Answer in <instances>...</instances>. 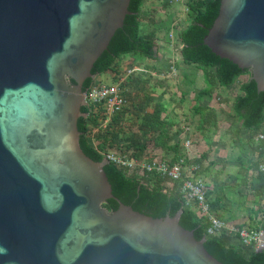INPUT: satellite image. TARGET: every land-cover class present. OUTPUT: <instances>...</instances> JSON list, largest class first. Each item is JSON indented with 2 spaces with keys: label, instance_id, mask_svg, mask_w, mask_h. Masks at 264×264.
<instances>
[{
  "label": "water",
  "instance_id": "1",
  "mask_svg": "<svg viewBox=\"0 0 264 264\" xmlns=\"http://www.w3.org/2000/svg\"><path fill=\"white\" fill-rule=\"evenodd\" d=\"M131 1L0 0V264H223L182 211L154 218L118 200L109 160L81 148L84 83L108 75L92 70ZM203 42L264 92V0H221Z\"/></svg>",
  "mask_w": 264,
  "mask_h": 264
},
{
  "label": "trees",
  "instance_id": "2",
  "mask_svg": "<svg viewBox=\"0 0 264 264\" xmlns=\"http://www.w3.org/2000/svg\"><path fill=\"white\" fill-rule=\"evenodd\" d=\"M149 2H157L160 7H152V12L150 11L144 23L146 5ZM184 2L188 7L190 21L179 32L182 59L185 64L204 71L210 88L214 84L229 87L242 76L250 77L241 85L242 94L234 103L235 115L232 119L234 118L235 123L242 122L241 128L250 132V145L255 147L254 137L264 127V92H258L249 70L241 69L233 62L218 57L203 42L219 14L221 0ZM179 3L177 0H132L129 6L131 14L126 16L123 28L116 32L108 49L95 63L92 74L95 76L111 74L113 83L108 85H113L119 83L124 76L123 58L140 56L142 59L156 60L158 58L156 43L159 41L161 27L165 21L158 24L155 17L170 13L171 5ZM158 8L160 9L157 10ZM168 16L172 23V14ZM137 79L135 75H130L122 84L126 87L127 82L135 83ZM95 83V79L86 80L83 90L87 91ZM126 95L130 101L131 98L127 93ZM131 105L130 103L129 107L114 115L105 128L101 125L103 115L91 112L87 106L82 108L85 116L78 120V129L81 132L80 145L91 159L103 162L106 154L114 153L137 162V166L132 169L121 167L113 161L105 164L104 170L114 196L135 211L154 218H164L167 215L173 217L182 211L180 224L185 229L193 231L198 241L205 240L204 246L207 251L223 264H264V250L256 251L240 244L229 243L230 237L226 231L209 235L207 233L209 219L199 215L194 205H188L187 199L181 193L180 182L155 172L141 170L143 164L154 160L151 150L153 151L154 144H157L155 143V140H158L157 134L162 136L167 123L161 119L160 110L144 113L137 117L138 119H134L131 117ZM201 171L204 172V169ZM263 200L264 195L261 193L256 204L258 226L256 224L249 229L264 232ZM104 206L110 211H115L119 203L116 199H110Z\"/></svg>",
  "mask_w": 264,
  "mask_h": 264
},
{
  "label": "crops",
  "instance_id": "3",
  "mask_svg": "<svg viewBox=\"0 0 264 264\" xmlns=\"http://www.w3.org/2000/svg\"><path fill=\"white\" fill-rule=\"evenodd\" d=\"M163 15L155 20H165ZM176 18L172 15V27ZM159 42L160 38L155 48L158 58L138 60L146 71L140 77L135 75L137 82L126 84L130 88L126 93L131 98V117L138 119L144 113L160 110L167 124L162 136H156L157 144L151 150L154 160L184 161L195 169L193 178L205 181L217 218L231 227L253 228L258 209L254 195L261 191L264 195V177L259 171L264 162V140L259 141L256 134L255 147L251 146L250 132L241 128L242 122L232 119L234 103L242 94L241 85L249 79L229 87L214 84L210 88L204 71L185 64L181 51L174 56L173 43ZM153 79L156 81L152 86ZM134 98L141 102L140 109L133 105ZM228 235L229 243L241 245L237 236Z\"/></svg>",
  "mask_w": 264,
  "mask_h": 264
},
{
  "label": "built area",
  "instance_id": "4",
  "mask_svg": "<svg viewBox=\"0 0 264 264\" xmlns=\"http://www.w3.org/2000/svg\"><path fill=\"white\" fill-rule=\"evenodd\" d=\"M180 1V0H177ZM145 69L134 67L128 71L130 76L135 72H145ZM124 78L119 83L108 85L97 82L86 92V103L90 111L103 115L101 125L106 127L109 120L116 114L122 112L129 107L130 101L126 96L125 86H123ZM259 141L264 140V130L257 133L256 137ZM106 159L115 162L117 165L125 168H135L137 162L134 159H126L115 155L114 153L106 154ZM141 170L152 173L155 172L173 181L181 183V193L187 199L188 205H194L199 215L207 217L210 221L207 233L215 235L227 232L230 235L237 236L244 247H250L258 250L264 232L261 230H252L249 228L231 227L225 221L217 218L213 214V206L207 197V187L205 181L192 177L194 168H189L184 161L169 163L167 161L153 160L152 162L143 164ZM259 171L264 177V162L259 165ZM264 206V200H263Z\"/></svg>",
  "mask_w": 264,
  "mask_h": 264
},
{
  "label": "rangeland",
  "instance_id": "5",
  "mask_svg": "<svg viewBox=\"0 0 264 264\" xmlns=\"http://www.w3.org/2000/svg\"><path fill=\"white\" fill-rule=\"evenodd\" d=\"M156 3V4H155ZM152 7H160V5H159V3H157V2H149L148 3V6H147V8H146V11H147V14L144 16V18L145 19H143V21H144V23L147 21V19H148V16H149V14H150V11L152 12ZM160 8H158L157 10H159ZM170 13L169 12H167L165 15H166V19L169 17L168 15L169 14H172L173 16H176L177 18L175 19V25H174V27H172L171 26V23H170V20L169 19H165V20H160V18H158L157 20H156V23H161V22H164L163 23V25H162V30H161V32H160V34H159V38H160V42L161 43H163V44H165V43H167V41H168V43L170 44V43H173L174 44V48H173V54H174V56L176 55V57H178L179 56V54H180V51H181V48H180V40H179V32H180V30H182L188 23H189V18H188V7L185 5V2H184V0H180V3L179 4H173V5H171V7H170ZM163 15V14H162ZM164 16V15H163ZM147 18V19H146ZM171 28H173V31L171 30ZM167 39V40H166ZM159 42V43H160ZM168 47V46H167ZM138 60H142V58L140 57V56H132L130 59H128L126 62H125V65H124V76H123V78H127V75L129 74L128 73V71L130 70V69H132V68H134V67H139V68H144V67H142V66H140L139 64H138ZM144 60V59H143ZM146 60V59H145ZM174 62H175V60H174ZM177 62V61H176ZM129 63V65L127 66V64ZM142 72H135L134 74H132V75H138L139 74V76L138 77H140V74H141ZM112 76H111V74L109 75H107V76H105L103 79H101L100 81H98V82H101V83H104V84H109V83H113V81H112ZM125 78V79H126ZM140 79V78H139ZM155 79H153L152 81H151V83H152V86H153V84L155 83ZM115 84V83H114ZM128 87L126 86L125 87V90L127 89ZM128 91H130V88H128ZM134 100V106H136L138 109H140V105H141V102H139L138 101V99H133ZM136 107H134V108H136ZM246 189H244V192L246 193ZM261 193H262V191H261ZM261 193H259V195H261ZM253 194V193H252ZM257 199H258V195H254ZM253 196V198H255ZM247 197H245L244 196V199H246ZM255 198V199H256Z\"/></svg>",
  "mask_w": 264,
  "mask_h": 264
}]
</instances>
